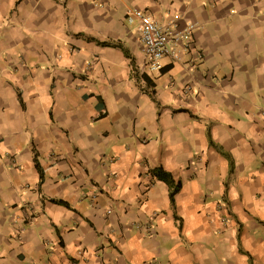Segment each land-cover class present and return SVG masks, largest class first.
Masks as SVG:
<instances>
[{
    "label": "crops",
    "instance_id": "obj_1",
    "mask_svg": "<svg viewBox=\"0 0 264 264\" xmlns=\"http://www.w3.org/2000/svg\"><path fill=\"white\" fill-rule=\"evenodd\" d=\"M0 264H264V0H0Z\"/></svg>",
    "mask_w": 264,
    "mask_h": 264
},
{
    "label": "built area",
    "instance_id": "obj_2",
    "mask_svg": "<svg viewBox=\"0 0 264 264\" xmlns=\"http://www.w3.org/2000/svg\"><path fill=\"white\" fill-rule=\"evenodd\" d=\"M124 20L138 34L145 65L151 70H160L163 59L174 64L181 62L184 55L191 54L192 65L189 68H193L200 59V50L193 37L194 24L186 23L182 28L170 23L159 24L151 14L139 8L127 10Z\"/></svg>",
    "mask_w": 264,
    "mask_h": 264
},
{
    "label": "trees",
    "instance_id": "obj_3",
    "mask_svg": "<svg viewBox=\"0 0 264 264\" xmlns=\"http://www.w3.org/2000/svg\"><path fill=\"white\" fill-rule=\"evenodd\" d=\"M152 175L155 179L164 182L168 187V196L170 199V202L173 204L174 202V195L175 193L180 189L181 183L180 181H176L173 179V177L166 171H164L162 168L158 167L152 171ZM57 204L63 205L67 207L68 205L65 202L62 201H54Z\"/></svg>",
    "mask_w": 264,
    "mask_h": 264
}]
</instances>
